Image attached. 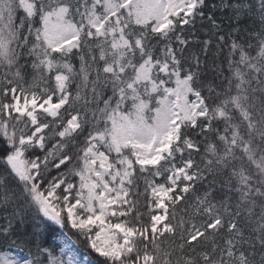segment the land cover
Wrapping results in <instances>:
<instances>
[{
	"label": "snow or ice",
	"instance_id": "6c2138e0",
	"mask_svg": "<svg viewBox=\"0 0 264 264\" xmlns=\"http://www.w3.org/2000/svg\"><path fill=\"white\" fill-rule=\"evenodd\" d=\"M257 94L264 0H0V264H264Z\"/></svg>",
	"mask_w": 264,
	"mask_h": 264
},
{
	"label": "trees",
	"instance_id": "16d2710c",
	"mask_svg": "<svg viewBox=\"0 0 264 264\" xmlns=\"http://www.w3.org/2000/svg\"><path fill=\"white\" fill-rule=\"evenodd\" d=\"M253 103L256 104L259 111L256 112V116H264V106H261L259 100V94L254 97ZM251 139L254 140L251 146V154L249 151L243 153L242 161H237V168L243 165L245 175L251 178V182L256 185L261 181H264V173L260 172V167L264 164V139H261L259 134H253ZM247 147V146H245Z\"/></svg>",
	"mask_w": 264,
	"mask_h": 264
}]
</instances>
